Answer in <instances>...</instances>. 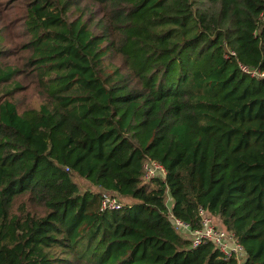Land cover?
Returning a JSON list of instances; mask_svg holds the SVG:
<instances>
[{
	"label": "trees",
	"instance_id": "16d2710c",
	"mask_svg": "<svg viewBox=\"0 0 264 264\" xmlns=\"http://www.w3.org/2000/svg\"><path fill=\"white\" fill-rule=\"evenodd\" d=\"M14 1L26 39L20 67L0 33V264H264V0ZM24 72L36 107L17 102ZM147 159L164 178L143 179ZM104 191L128 201L101 211ZM200 209L240 259L171 222L194 230Z\"/></svg>",
	"mask_w": 264,
	"mask_h": 264
},
{
	"label": "built area",
	"instance_id": "2783aa9c",
	"mask_svg": "<svg viewBox=\"0 0 264 264\" xmlns=\"http://www.w3.org/2000/svg\"><path fill=\"white\" fill-rule=\"evenodd\" d=\"M244 69V68H243ZM245 70V69H244ZM250 75L257 76L258 73L250 71ZM143 179L148 181L152 178H164L166 171L162 164L159 162L147 159L143 165ZM122 203L115 194L104 191L100 198V210L101 211H112L120 209ZM200 216V226L192 230L188 224L180 221L179 219L173 218V225L176 229L182 228L188 230L191 238V245L196 247L202 242H211L217 249L222 253L223 257L230 258L235 257L237 260L242 257L243 248L239 241L232 232H229L223 228H218L211 223V217L208 216L203 209L198 212Z\"/></svg>",
	"mask_w": 264,
	"mask_h": 264
},
{
	"label": "rangeland",
	"instance_id": "374dc122",
	"mask_svg": "<svg viewBox=\"0 0 264 264\" xmlns=\"http://www.w3.org/2000/svg\"><path fill=\"white\" fill-rule=\"evenodd\" d=\"M15 7L19 8V3H16L13 0H0V33L2 34L1 40L4 48L10 49V57L8 58L10 62L17 63L19 66H22L23 58L25 57V53L21 48V44L26 39V35L23 32L22 24L20 20V14L15 12ZM20 9V8H19ZM21 10V9H20ZM24 78V87L21 89L18 94V100L20 107L30 106L36 107L40 101V98L36 94L34 90V82L31 80L30 76L24 72L22 74ZM79 184L80 190L84 191L86 189H91V186L87 185L86 182L81 179H75ZM149 182H147L148 184ZM95 191V190H94ZM127 199H120V202L124 204L127 202ZM166 205L171 207L172 199L169 195H167ZM171 222L173 223V218L170 215ZM217 218H211V223H213L217 229L221 228ZM178 230L184 235V237L191 240L192 235L188 230H183L182 228H178Z\"/></svg>",
	"mask_w": 264,
	"mask_h": 264
}]
</instances>
